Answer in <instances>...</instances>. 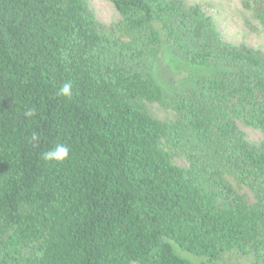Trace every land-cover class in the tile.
<instances>
[{"label":"trees","instance_id":"16d2710c","mask_svg":"<svg viewBox=\"0 0 264 264\" xmlns=\"http://www.w3.org/2000/svg\"><path fill=\"white\" fill-rule=\"evenodd\" d=\"M111 1L107 31L86 0H0V264H193L169 241L264 264V147L238 126L264 132V54L185 0ZM244 1L264 30V0ZM158 61L188 73L175 123L147 106L168 101ZM56 144L62 164L42 158Z\"/></svg>","mask_w":264,"mask_h":264},{"label":"rangeland","instance_id":"374dc122","mask_svg":"<svg viewBox=\"0 0 264 264\" xmlns=\"http://www.w3.org/2000/svg\"><path fill=\"white\" fill-rule=\"evenodd\" d=\"M185 2L189 7H199L202 14L213 21L218 33L228 44L233 46L246 45L256 52L264 54V30L244 0H185ZM86 6L88 12L95 17L101 29L112 31L123 20L111 0H86ZM120 38L124 41H129V37L125 35H121ZM196 69L198 68L194 70ZM187 75L188 73L186 72L175 73L165 61H158L155 64V77L168 97L166 104H147L150 113L155 118L167 123H175L177 121V113L173 109L171 102L177 96L178 91L181 90L179 86L183 85L184 91L190 87L188 78L182 83L178 79V76L185 77ZM238 126L250 145L264 147L263 131L247 126L240 121ZM164 148L172 151L167 141H164ZM174 162L180 167L187 168L189 166L187 160L181 156H175ZM230 182L244 196L249 205L254 204L255 197L247 187L240 186L233 179H230ZM169 242L173 251L180 257L191 261L193 264H208L205 260L183 251L176 243ZM226 261V263L217 262L215 264H249V259L241 258L236 254L228 255Z\"/></svg>","mask_w":264,"mask_h":264},{"label":"clouds","instance_id":"9594fccd","mask_svg":"<svg viewBox=\"0 0 264 264\" xmlns=\"http://www.w3.org/2000/svg\"><path fill=\"white\" fill-rule=\"evenodd\" d=\"M58 96L65 97V98H71L73 94V86L72 82L68 81L65 82L57 91L56 93ZM34 113L32 111H29L26 113L28 116H32ZM32 140H38V137L36 134H33ZM69 148L65 144H56L54 148H52L49 151H46L42 154V158L44 161L49 163H55V164H62L65 161L69 159Z\"/></svg>","mask_w":264,"mask_h":264}]
</instances>
